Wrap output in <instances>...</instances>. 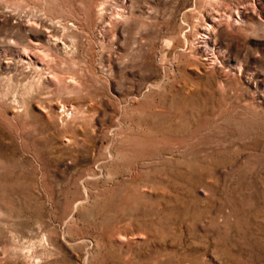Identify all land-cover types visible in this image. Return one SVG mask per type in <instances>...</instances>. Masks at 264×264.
Here are the masks:
<instances>
[{
  "label": "rangeland",
  "instance_id": "374dc122",
  "mask_svg": "<svg viewBox=\"0 0 264 264\" xmlns=\"http://www.w3.org/2000/svg\"><path fill=\"white\" fill-rule=\"evenodd\" d=\"M0 264H264V0H0Z\"/></svg>",
  "mask_w": 264,
  "mask_h": 264
},
{
  "label": "bare ground",
  "instance_id": "6f19581e",
  "mask_svg": "<svg viewBox=\"0 0 264 264\" xmlns=\"http://www.w3.org/2000/svg\"><path fill=\"white\" fill-rule=\"evenodd\" d=\"M240 13H241V15H243V12H240ZM231 20H232V19H231ZM226 21H227V20H226ZM233 21H234V20H233ZM235 23H236V22H235ZM215 24H216V23H212V25H210V26H211V27H212V26L215 27ZM230 24H231V23H230ZM208 28H210V27H208ZM208 28H207V30H209ZM210 29H211V28H210ZM212 29H213V28H212ZM214 29H215V28H214ZM218 29H219V28H218ZM207 30H205V31L207 32ZM64 110H65V109H64Z\"/></svg>",
  "mask_w": 264,
  "mask_h": 264
}]
</instances>
